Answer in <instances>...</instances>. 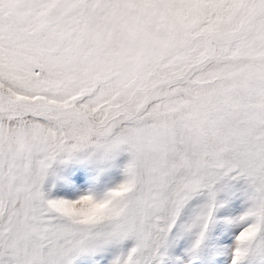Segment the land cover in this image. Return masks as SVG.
<instances>
[{
	"label": "snow or ice",
	"instance_id": "snow-or-ice-1",
	"mask_svg": "<svg viewBox=\"0 0 264 264\" xmlns=\"http://www.w3.org/2000/svg\"><path fill=\"white\" fill-rule=\"evenodd\" d=\"M0 264H264V0H0Z\"/></svg>",
	"mask_w": 264,
	"mask_h": 264
}]
</instances>
